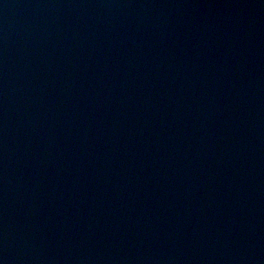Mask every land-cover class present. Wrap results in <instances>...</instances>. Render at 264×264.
I'll return each instance as SVG.
<instances>
[{
    "label": "water",
    "instance_id": "1",
    "mask_svg": "<svg viewBox=\"0 0 264 264\" xmlns=\"http://www.w3.org/2000/svg\"><path fill=\"white\" fill-rule=\"evenodd\" d=\"M0 264H264V0H0Z\"/></svg>",
    "mask_w": 264,
    "mask_h": 264
}]
</instances>
